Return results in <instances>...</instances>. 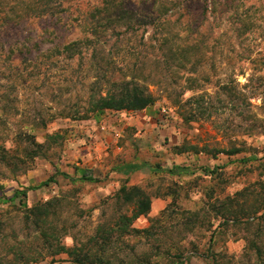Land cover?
Wrapping results in <instances>:
<instances>
[{"label": "rangeland", "instance_id": "374dc122", "mask_svg": "<svg viewBox=\"0 0 264 264\" xmlns=\"http://www.w3.org/2000/svg\"><path fill=\"white\" fill-rule=\"evenodd\" d=\"M128 80L154 104L88 110ZM174 164L190 170L154 169ZM76 166L99 181L60 175ZM122 186L152 201L126 230ZM62 246L81 264H264V0H0V264H79Z\"/></svg>", "mask_w": 264, "mask_h": 264}, {"label": "trees", "instance_id": "16d2710c", "mask_svg": "<svg viewBox=\"0 0 264 264\" xmlns=\"http://www.w3.org/2000/svg\"><path fill=\"white\" fill-rule=\"evenodd\" d=\"M112 89H110L105 95L99 94V95H91L89 98V111L95 112V111H103V110H114V111H142L146 108H148L150 105L154 104L155 97L149 93H146L145 88H143L141 85L136 83L133 80L128 81H112L111 82ZM77 118H83V117H77ZM230 154H234L238 152V149H231L227 151ZM145 166L144 164H138V163H126L123 166L120 167V171L124 172H133L135 170H138L139 168H142ZM156 171L158 170H165L170 174H180V173H187L190 168L188 166H182L180 164H174L171 168L164 169L160 166L154 167ZM74 178V177H72ZM79 180H88V181H99V178L85 172H81L80 176L77 177ZM76 179V178H74ZM73 179V180H74ZM53 180V177L47 179L44 184L47 185L50 183V181ZM119 194H122L124 197V200L127 202H133L135 204V210L132 215H121L120 219L118 221V226L122 227L126 230L127 227H129L135 219H137L141 215H145L149 212L151 209V198L139 187V186H122L119 190ZM26 191H16L15 195L11 199L4 198L3 201L7 200H13L15 197L19 195L26 196ZM22 200V197H21ZM20 200V201H21ZM49 205H51V202H47L44 205H40V203L35 204L30 209V215L34 214V224L35 226L40 227V236L45 237L46 233L44 229H41L42 227H45V224L47 223L49 214L51 210L49 211ZM30 215H27L29 217ZM39 229V228H38ZM83 249H72L65 246H62L60 250L53 253L51 256L61 254V253H67L69 255L76 254V257H74V262L81 264L84 262V258H89V255L87 254H81L79 251H82ZM38 259H35L33 262H37ZM13 264H18L15 260H13ZM178 264H184L183 261H181Z\"/></svg>", "mask_w": 264, "mask_h": 264}, {"label": "crops", "instance_id": "0c3cea01", "mask_svg": "<svg viewBox=\"0 0 264 264\" xmlns=\"http://www.w3.org/2000/svg\"><path fill=\"white\" fill-rule=\"evenodd\" d=\"M99 120L101 121L102 119L101 118H99ZM106 121V120H105ZM106 125H109V123H107V124H104V125H102L101 126V124L100 125H93L91 128L92 129H89V128H86V127H84L85 128V133L86 134H88L89 136H94L95 138L96 137H99V134H102V135H108L109 133L108 132H106V131H102L101 130V127H104V126H106ZM101 126V127H100ZM108 128H113V127H109L108 126ZM110 129H108V131H109ZM96 143H98V142H96ZM85 155V154H84ZM86 156V155H85ZM84 157V156H83ZM83 159H85V157L83 158ZM91 160H93L92 158H91ZM75 170V175H71V174H68V173H60V175H62V177H70V178H72V177H74V178H77V177H79L80 176V173L81 172H87V173H89V174H91V172H89V170L86 168V167H79V166H76L75 168H74ZM139 170V169H138ZM135 171H137V170H135ZM135 171H133V172H135ZM133 172H124V173H126V174H130V173H133ZM91 175H93V176H95L94 174H91ZM97 177V176H96ZM74 178H72V179H74ZM98 178V177H97ZM56 180H57V177L55 178Z\"/></svg>", "mask_w": 264, "mask_h": 264}]
</instances>
